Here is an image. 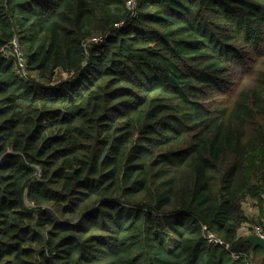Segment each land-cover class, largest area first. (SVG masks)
I'll return each instance as SVG.
<instances>
[{
    "label": "trees",
    "instance_id": "trees-1",
    "mask_svg": "<svg viewBox=\"0 0 264 264\" xmlns=\"http://www.w3.org/2000/svg\"><path fill=\"white\" fill-rule=\"evenodd\" d=\"M127 2L0 0V264H264V0Z\"/></svg>",
    "mask_w": 264,
    "mask_h": 264
},
{
    "label": "built area",
    "instance_id": "built-area-1",
    "mask_svg": "<svg viewBox=\"0 0 264 264\" xmlns=\"http://www.w3.org/2000/svg\"><path fill=\"white\" fill-rule=\"evenodd\" d=\"M137 0H128L127 6L130 10H134L136 6ZM91 42H99V38L95 37L91 40ZM0 55L6 59H12L16 65V74L21 78H26L30 76L28 69H27V60L24 54L23 47L19 41V38L15 36L13 40L8 43L0 46ZM256 234L261 235L264 237V233L261 231L259 227H255ZM209 241L214 244H221L224 245L226 249H229V245H225L223 241L215 238L213 235H209ZM235 259L241 257L240 255L234 254ZM248 264H255L252 260L249 261Z\"/></svg>",
    "mask_w": 264,
    "mask_h": 264
},
{
    "label": "water",
    "instance_id": "water-1",
    "mask_svg": "<svg viewBox=\"0 0 264 264\" xmlns=\"http://www.w3.org/2000/svg\"><path fill=\"white\" fill-rule=\"evenodd\" d=\"M248 242H250L254 247H260L264 251V237L259 234L253 233L248 235Z\"/></svg>",
    "mask_w": 264,
    "mask_h": 264
},
{
    "label": "rangeland",
    "instance_id": "rangeland-1",
    "mask_svg": "<svg viewBox=\"0 0 264 264\" xmlns=\"http://www.w3.org/2000/svg\"><path fill=\"white\" fill-rule=\"evenodd\" d=\"M252 205H253V204H252V201H249V202H247V205L245 206L246 212H247L249 215H251V214H253V213L255 212L254 209H253V206H252ZM247 231H248V227H245V228L241 231V233H242V234H246Z\"/></svg>",
    "mask_w": 264,
    "mask_h": 264
}]
</instances>
